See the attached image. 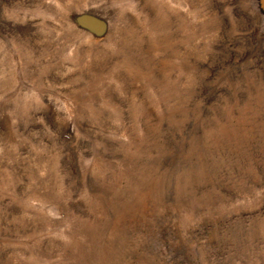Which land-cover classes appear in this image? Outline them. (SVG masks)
I'll return each instance as SVG.
<instances>
[{
  "label": "rangeland",
  "instance_id": "374dc122",
  "mask_svg": "<svg viewBox=\"0 0 264 264\" xmlns=\"http://www.w3.org/2000/svg\"><path fill=\"white\" fill-rule=\"evenodd\" d=\"M0 264H264L260 0H0Z\"/></svg>",
  "mask_w": 264,
  "mask_h": 264
},
{
  "label": "water",
  "instance_id": "95a60500",
  "mask_svg": "<svg viewBox=\"0 0 264 264\" xmlns=\"http://www.w3.org/2000/svg\"><path fill=\"white\" fill-rule=\"evenodd\" d=\"M260 1H261L262 5L264 6V0H260Z\"/></svg>",
  "mask_w": 264,
  "mask_h": 264
}]
</instances>
